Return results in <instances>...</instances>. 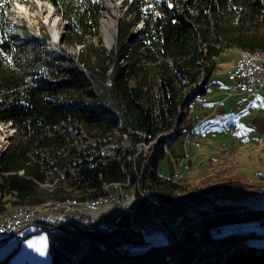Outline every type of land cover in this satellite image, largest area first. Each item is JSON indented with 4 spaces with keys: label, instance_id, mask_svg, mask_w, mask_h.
<instances>
[{
    "label": "trees",
    "instance_id": "trees-1",
    "mask_svg": "<svg viewBox=\"0 0 264 264\" xmlns=\"http://www.w3.org/2000/svg\"><path fill=\"white\" fill-rule=\"evenodd\" d=\"M32 1L0 0V124L15 129L0 152V211L111 199L118 184L134 188L143 212L185 193L189 183L159 174L182 110L206 93L222 53L264 51V0H133L118 22L116 54L92 43L107 0H38L65 22L64 42L81 45L77 57L17 37L14 3ZM140 20L142 40L124 56L120 46ZM141 142L148 158L134 148ZM212 200H198L206 203L176 225L183 239L162 246L149 245L126 213L107 232L87 226L81 235L35 222L47 232L49 264H264V245L252 243L262 236L243 230L251 220L264 225V210Z\"/></svg>",
    "mask_w": 264,
    "mask_h": 264
},
{
    "label": "rangeland",
    "instance_id": "rangeland-1",
    "mask_svg": "<svg viewBox=\"0 0 264 264\" xmlns=\"http://www.w3.org/2000/svg\"><path fill=\"white\" fill-rule=\"evenodd\" d=\"M126 1L128 0L118 1L120 3L117 7L119 15L116 16L106 9L105 6L100 16L102 37L105 33L101 22L103 13L107 16L106 21L108 23H117L115 26L118 32L117 21L129 18V15L126 14ZM38 2V0H33L30 3H21L29 11L31 18L35 20L33 30L24 27L21 29L26 35L31 33L42 36L52 35L45 17L48 13L45 11L47 5L41 10L37 5ZM13 13L14 15L10 18L11 22H13L12 20L17 11L14 10ZM56 17L55 30L59 31V35L63 38L66 29L65 22H62L58 16ZM61 43L63 45H59ZM92 43L96 46H102L106 52L113 51L115 54L117 53L114 51L116 46H113V42L107 47L103 42H99L98 39L92 40ZM58 45L60 49L64 48L68 54L78 56L75 51V45L69 46L64 40L60 41ZM49 50L52 51V49ZM238 54V51L231 50L222 53L217 58V68L209 79L206 93L202 96V98L204 97L203 100L205 99L204 103L183 108L184 117L181 124V134L173 140L161 162L159 174L162 177L180 183H189V186H191L185 193H180L173 200H170L178 202L164 209L165 213L163 212V216L166 217V223L170 227H175L185 212L189 211L190 213V210L194 207L205 204L206 202L201 204L196 202L208 197L207 194L215 190L221 191L220 194L212 197V202L214 203L240 205L242 201H245L255 210H264V201H259L252 195L254 192L264 191V90L258 93L230 94V90H228V72L234 68ZM226 103L229 104L230 110L223 117L222 107ZM8 132V127L0 125V140ZM137 154L148 158L142 152H137ZM210 175L213 176L212 182L214 183L200 185L199 181ZM124 186L126 188L123 186L115 187L118 193L117 196L113 195L111 199L106 197L107 210L82 209L86 210L94 223L112 228L118 216L126 213H116L112 210L113 205L125 203V206L129 208L130 206L128 207L125 196L132 199L135 198L134 188L130 189L127 187L128 184ZM226 187L228 189H225ZM244 190L247 193L238 192ZM55 203L61 202L49 203V207L46 204L38 206V209L42 208L34 215L35 219H33L35 221L53 222L59 214L71 216L80 214L79 212L71 211V209L65 212L62 206L59 207ZM9 206L5 204L6 209L0 211V218L2 216L12 217L11 215L14 213L13 209L15 208L33 207L16 206L11 208ZM123 208L125 207L123 206ZM143 217L147 218V223L142 222L144 220ZM131 218L133 224L139 227L149 245L162 246L166 244L168 240L154 219L150 221V218L145 214L131 215ZM31 220L27 224H30ZM93 222L86 223V225L92 226ZM243 230L245 232L253 231L261 235L262 237L260 238H254L252 243L257 246L264 245V225H260L258 221L251 220L243 225ZM27 235L28 237L25 240L22 239L20 241L19 247L18 243L20 242L14 240L10 242L1 241L0 260L10 256L8 259L9 264H45L43 263L44 260L48 262L49 259H47L48 257H46L45 253V250H48L47 232L35 224L25 231V237Z\"/></svg>",
    "mask_w": 264,
    "mask_h": 264
},
{
    "label": "bare ground",
    "instance_id": "bare-ground-1",
    "mask_svg": "<svg viewBox=\"0 0 264 264\" xmlns=\"http://www.w3.org/2000/svg\"><path fill=\"white\" fill-rule=\"evenodd\" d=\"M122 0H107L105 3L106 9L110 10L115 16L119 15L118 13V6ZM133 0H128L126 1L127 5L126 7L132 3ZM37 5L39 6V8L41 10H43V8L45 7V5H47V8L45 11H47L48 13L45 15L46 17V22L48 27L51 29V33L52 35H48V36H42L40 34H24V33H19L17 35V37L20 40H25L27 39L29 36H33L36 37L38 39L43 40L45 47L49 50L52 49V51H50L53 54H61L63 56L68 57V55H74V54H68V52H66V50L64 48L60 49L59 45H63L62 43L58 45V43H60V41L63 40L62 36L59 35V31L55 30V26H56V14L54 12V9L52 8L51 5L48 6V4H43V2H38ZM105 8V7H104ZM51 9V11H50ZM14 10L17 11L16 15L14 16V19L12 20L13 22H11L10 18L13 14H11L8 18V20L10 21L11 25L14 28H18L21 29L20 27H24V28H29L31 30L34 29L35 26V20H33L30 16L29 11H27V9L21 4V3H14ZM56 17V18H55ZM106 15L105 13H103L102 17H101V22L102 25L104 26V30L105 33L103 34L102 37V28L100 26V34H99V40L101 41V43L103 42V44L107 47L109 44H111V42H113V46H116L117 48V29L116 26L117 23H108L106 21ZM60 19V17H59ZM120 20V19H119ZM127 20V19H126ZM119 22V21H117ZM145 25H144V21L140 20L137 23H135L133 30L131 31L130 37L129 39H127L126 41L123 42V44L120 46V49L125 48V52H123L124 56H127V54L132 50L133 46L142 40V31L144 29ZM59 35V36H58ZM75 51L77 52V54L79 53L80 49L82 48L81 45L75 46ZM115 48V49H116ZM236 51V50H234ZM122 53V51H121ZM238 58L236 60V63H240V61H244L253 65H264V51L262 52H244V51H238ZM232 71H234V68L231 69L228 74H230ZM199 100H203L202 97L196 95L195 98L192 101V105H196V102H198ZM203 104V103H202ZM2 126H6L9 128V132L7 134H5L2 140H0V151H4L6 147H8V145L10 144V139L13 137V135L15 134V129L12 127L11 123H6V124H0ZM11 131V132H10ZM174 129L171 130V132H173ZM124 140H127V136L124 135ZM151 147L150 150L148 151V156L151 154ZM114 187H122V185L118 184L115 185ZM221 190H215V191H211L210 193L207 194L208 197H214L215 195L220 194ZM234 191V190H233ZM239 193L243 192V193H247V191H238ZM252 195L254 197H264V191L260 190L258 192H254V194L252 193ZM175 202L178 201H167V202H161L158 204V207H160V209L164 210L170 206H172ZM49 205V204H46ZM55 205L59 206V207H64V205H77V206H86L88 207V209H97V200H86L85 202L82 203H77L75 201H70V202H61V203H55ZM241 205V204H240ZM243 205V204H242ZM247 205V204H245ZM249 206V205H248ZM250 208H252L251 206H249ZM42 208V207H41ZM38 209V207H18L13 209L14 213L11 215V223H15V224H24V222H28L33 221V218L35 217L34 215H36L40 209ZM239 208H243L244 210L246 209L245 207H239ZM66 219L67 220H75V215L71 216V215H67L66 214ZM158 224V226L160 227V223L156 222ZM0 226H4V219H0ZM25 231L26 230H21L20 233L18 234V242H20L22 239H24L25 237ZM183 238H180V240H182ZM178 240V241H180Z\"/></svg>",
    "mask_w": 264,
    "mask_h": 264
},
{
    "label": "built area",
    "instance_id": "built-area-1",
    "mask_svg": "<svg viewBox=\"0 0 264 264\" xmlns=\"http://www.w3.org/2000/svg\"><path fill=\"white\" fill-rule=\"evenodd\" d=\"M228 80L231 82L230 94L233 93H247L253 92L258 93L264 90V65H253L244 61H240V63H235L234 71L228 74ZM107 85L110 86V81L107 82ZM204 101L199 100L196 104L201 105ZM176 133V130L170 132L169 135ZM139 147V150H138ZM136 152L143 153L144 156H148V151L150 150V145L144 142H141L134 146ZM259 201H264V197H255ZM110 206V205H109ZM123 206L125 208H123ZM129 207V206H128ZM64 211L66 212L68 209L71 211L79 212L78 216H75V220H67L66 214H59L54 221L52 222L53 227L57 230H61L74 235H81L86 230V223L89 224L93 222V219L89 216L85 209H88L86 206H77V205H64ZM97 209H108L106 198L97 199ZM113 211L118 214L126 212L129 215H140L145 214L150 218V221L154 219L156 222L160 223V230L166 237L168 241L177 242L180 238L184 237L185 229L175 226L170 227L167 225L165 218L162 216L163 210L158 207H154L147 212H143L141 207L139 208H127L125 203L122 205L120 203L113 205ZM238 212H244L243 208H239ZM88 214V215H87ZM0 219H4V226H0V242H10L12 240L18 242V234L21 230H26L27 222L24 224H15L11 223V217L2 216ZM38 225L42 227L38 223H32V225ZM86 225V226H85ZM95 229L107 232L108 228L102 225H98L93 222L91 224ZM43 228V227H42ZM114 240V239H113Z\"/></svg>",
    "mask_w": 264,
    "mask_h": 264
},
{
    "label": "crops",
    "instance_id": "crops-1",
    "mask_svg": "<svg viewBox=\"0 0 264 264\" xmlns=\"http://www.w3.org/2000/svg\"><path fill=\"white\" fill-rule=\"evenodd\" d=\"M228 82H229V85H228V90H230V88H231V82L228 80ZM263 92V91H262ZM204 98V97H203ZM205 100V99H204ZM203 100V101H204ZM204 103V102H203ZM229 110H230V107H229V104L228 103H226L225 104V106H223L222 107V115H223V117L224 116H226V114L227 113H229ZM243 145V144H242ZM125 200H126V203H127V205L128 206H130L131 208H139L140 207V204L137 202V200L134 198V199H132V198H127L126 196H125ZM242 204H247V205H250V204H248V202H245V201H242ZM241 204V205H242ZM113 205V204H112ZM252 207V206H251ZM194 208H196V207H194ZM193 208V209H194ZM192 209V210H193ZM163 212H164V210H163ZM163 212H162V216H163ZM165 213V212H164ZM164 218H166L165 216H163ZM144 218V220L142 221L143 223H147V218L146 217H143ZM166 220V219H165ZM32 223H38V222H35V220L34 221H31L30 222V224L27 226V229H26V231L28 230V228L32 225ZM108 228V227H107ZM139 228V227H138ZM140 230V229H139ZM26 239V238H25ZM24 239V240H25ZM20 244H21V242L20 243H18V247L20 246ZM45 253H46V257H48L47 259H49V252H48V250H45ZM50 260V259H49ZM43 263H45V264H49V261L47 262V261H43Z\"/></svg>",
    "mask_w": 264,
    "mask_h": 264
},
{
    "label": "water",
    "instance_id": "water-1",
    "mask_svg": "<svg viewBox=\"0 0 264 264\" xmlns=\"http://www.w3.org/2000/svg\"><path fill=\"white\" fill-rule=\"evenodd\" d=\"M20 28H23V27H20ZM178 242V241H177ZM151 251V249H149L147 252Z\"/></svg>",
    "mask_w": 264,
    "mask_h": 264
}]
</instances>
